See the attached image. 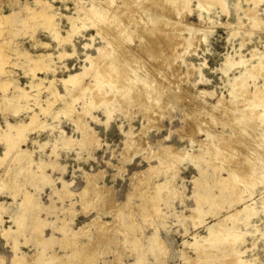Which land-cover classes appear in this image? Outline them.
Wrapping results in <instances>:
<instances>
[{"label": "rangeland", "instance_id": "rangeland-1", "mask_svg": "<svg viewBox=\"0 0 264 264\" xmlns=\"http://www.w3.org/2000/svg\"><path fill=\"white\" fill-rule=\"evenodd\" d=\"M43 1L50 2L53 12L57 14L60 37L54 35L53 28L46 23V20L43 21L41 17H38L41 13L35 14L29 10L41 9L40 4ZM92 1L0 0V20L7 17V20L0 21V51L8 54L7 63L3 66L0 64V158L4 157V161L0 164V188L4 187V190L11 187L17 188L8 173H4L5 170H45L49 167L46 169L47 173L54 179L64 177L65 181L71 183L70 190L78 195L76 199L80 201L79 194L87 186L84 173H105L100 184L106 183L107 186L112 187L118 202L125 203L128 200V194L135 193L136 187L143 181L150 182L151 174H147V170H164L168 175L166 179L170 178V184L161 191L162 200L157 203L158 211L154 212V215L145 216L149 199L156 193L159 184L155 186L152 193L145 190L147 203L142 205L145 211L144 216L151 220L152 226L154 225L146 227V235L151 236L154 230L155 232L147 241L133 237V240L127 239L121 244L115 237V228L107 223L112 221L110 217L92 221L96 214L91 213L88 216L80 214L73 227L72 222L69 221L73 220L72 218L68 220L64 218L61 224H54L55 230L63 234L61 240L64 243L63 246L66 245L64 248H72L69 255L66 253L61 256L53 252L51 247L46 251H40V249L44 250L42 241L45 244L51 239L52 245L55 240L59 241L44 235L45 228L49 225L46 222H43V230L41 229L44 237L36 233L37 238L41 236V240H37H40L42 247L34 253L24 248L31 254L24 252L21 254L20 245L16 241L24 231L22 230L14 239L13 234L17 229L9 227L10 223H5L6 226L0 227V263L10 264L13 258V264L15 258L5 236L8 241L15 242L12 245L15 256L18 253L19 258L24 254L20 256L21 261L18 259L19 264H35L33 257L39 255V251L44 255L42 258L54 256L57 259L54 264H136L140 258H143V264H150L151 257L153 262L156 261L159 264H209L208 261H196L198 255L196 247L200 242L204 244L210 232L209 228L213 224L225 220L224 224H227V228L231 229L237 238L236 246L242 252L240 256L244 259L243 264H264V181L252 191L245 192L243 198L233 206H231L232 196L235 198V195H238L241 186L234 192L235 194L233 191L225 190L222 198L214 201L216 206L211 202L202 204L200 208L203 212L199 216L193 213L197 207L194 208L195 203L189 199L193 195L194 187L195 199L197 194L206 195L211 189L213 193L216 192V195L221 196L220 187L216 185L218 177L229 176V171L234 167L236 168L234 171L242 169L245 162L249 161L254 166V170L264 168V104L258 105L257 110L251 112L246 101L251 96L249 99L255 98L257 88H264V65L261 66L262 73L253 75L249 70H253L259 63V58L264 55V0H261L260 5L254 0H224L226 7L215 2L213 8L203 11L199 8V0H190L189 9L177 15L167 10H164L165 14L160 8V12H163L164 17L171 22L170 24L184 28V38L181 36L180 43L174 49L162 51L160 57L162 60L158 59V61L144 56L142 48H144L145 39H141V36H146L148 39L162 37L163 32H153L150 23V18L157 16L158 13L155 11L159 9L152 5V0H132L134 5L130 9V15H126L120 21L129 24L130 34L133 35L131 41H127L124 47L128 50L130 57L136 60L132 67L138 79L133 81L130 79L126 82V88L129 91L121 92L120 88H118L119 92L113 90V97L109 101L113 110L109 120L104 106H87L92 95L89 84L94 82L93 73L90 72L83 77L80 87L69 84L70 90L62 81L72 74L82 73L86 66H90L87 57L96 56L98 48L105 45L107 41L101 38L104 36L98 35L100 33L99 29H96V19L92 20L93 23L87 21V26L80 28L83 25V17L88 12L84 9L90 11L93 6ZM123 1L116 0V6L125 4V0ZM249 9L257 11V15H253V18L249 16V11L246 12ZM29 13L30 15L33 13V17L28 16ZM254 20L259 21L254 22ZM72 21L76 25H73ZM102 25L103 23L100 28ZM106 25H103L106 29L104 30L102 26L101 31L108 29L114 34L113 26L111 25L112 28L109 27V29L110 25L107 27ZM137 25L138 30H136ZM166 31L172 30L168 28ZM24 53L28 55H22ZM61 53H65L66 56L61 58ZM43 54L51 55L52 69L33 72L31 69L35 66L32 57ZM228 60L233 62L230 67H226L225 64ZM239 77L243 79L244 86L237 89L233 85ZM42 80L43 83L36 90L34 86H30L32 82H42ZM6 83L7 87H5ZM147 83L150 84L148 85L151 86L150 89H144ZM21 88L31 93L30 96L8 102L7 97L12 98L21 93ZM53 89H56L57 95L53 93ZM114 89H117L116 86ZM249 90L251 95L247 93ZM105 92L111 93L112 89H107ZM235 92L239 94L235 95ZM69 105L73 106V112L65 113L63 110ZM46 107H49V111L44 112L43 109ZM35 113L38 117L33 123L30 118ZM80 113L83 114L81 119H79ZM241 113L250 117L248 123L240 119L239 115H243ZM19 122L29 125L25 129L26 137L15 149L8 152V143L2 139L3 131L9 123L15 125ZM87 126L88 131L84 129ZM91 137L93 141H88L90 144L87 142L66 144L67 139L79 142L82 138L90 140ZM31 138H36V141L33 143L30 141ZM128 140L131 141L130 144ZM229 144L236 155L229 148L232 154L228 151L230 154L227 153V156L230 158L234 155L232 156L234 160H229L222 154L216 157L207 153L210 149L215 150V147H219L218 149L223 152L227 151ZM52 147L53 155L49 156ZM24 149L30 152L28 156L22 155L21 150ZM143 152H148L146 157L148 161L155 159L158 163L153 161L150 168L140 155L135 159L134 166L128 165L133 158ZM201 152H205V158L208 160V162L206 159L202 162L203 172L192 159ZM170 153L173 155L184 153L185 156L180 160L173 157L167 158ZM236 156L238 158H235ZM160 158L164 161L161 162ZM42 159L52 162L47 163ZM185 163L195 165L200 175L192 165H187L182 168L181 178L178 170H181L180 165ZM214 164L223 168L216 170ZM169 166L172 167L169 168ZM61 170H65L64 175ZM118 170L126 171L118 174ZM138 173L140 174L136 176ZM114 174L117 176L113 180ZM99 178V175H90L89 181L94 179L93 182L97 186ZM178 180H180L178 188L186 196L185 204L182 201L183 198H179L183 196L182 192L177 188H170ZM47 181L54 183V180L48 177ZM9 182L12 185H8ZM149 184L152 186L151 183ZM57 186L62 187L59 180H57ZM95 186L88 184L84 197L93 193L92 195H100L105 203L114 202L115 196L111 188ZM28 188L35 192L34 188L30 186ZM1 189L0 193H3L4 190ZM51 192V187L46 186L40 194L41 203L36 204L39 205L40 212L45 211L42 217L53 221V215L46 214V212L53 213V207L49 206ZM60 192L62 193V190ZM18 193V191L14 192L16 196ZM27 195L33 203L32 196L26 192L25 197ZM64 195L63 192L60 196L64 197ZM166 196L175 198L172 205L170 199L165 198ZM21 198L22 196H19L17 199L16 206L21 202ZM131 198L132 196L127 204ZM0 201L10 204L13 198L0 195ZM133 201L140 203V198L134 197ZM75 208L78 211L82 210L81 202H78ZM121 208L124 216V205H121ZM130 208L127 220L123 219L119 223L118 231L134 232L141 229L134 216L135 206L131 205ZM7 210V207L0 202L1 224L4 222L3 212ZM238 211V215L233 218L231 215ZM250 211H254L252 215ZM14 218L12 214L11 219L15 223ZM139 221L142 222V220ZM98 227L105 229H103L104 235H102V229L100 233ZM186 227L189 228L187 234ZM31 228L33 229V226ZM64 229L68 231L67 237L63 233ZM9 230L13 232V236L2 233ZM72 232L76 234L73 235ZM51 233L52 230L47 228L45 234L50 237ZM96 233L99 234L96 235ZM69 234L72 235L68 237ZM87 235L88 241L83 243L82 237ZM21 239L24 240V236ZM155 239L160 240L162 246L155 247ZM95 242L97 244L94 245ZM101 244L110 251L111 247H116V250L112 251L114 254L112 259L103 254L99 255L98 250ZM15 245L18 246L14 248ZM84 246H88L85 250L87 252L84 251ZM78 247L82 248L77 249ZM75 248L79 252L77 254L83 251L85 253L69 259ZM15 249L19 252L14 251ZM127 249L130 250L129 255H127ZM210 252L220 258L227 253V250L224 243L219 242L210 249ZM127 257L132 258L131 263L126 262ZM110 259L111 262H109Z\"/></svg>", "mask_w": 264, "mask_h": 264}, {"label": "bare ground", "instance_id": "bare-ground-1", "mask_svg": "<svg viewBox=\"0 0 264 264\" xmlns=\"http://www.w3.org/2000/svg\"><path fill=\"white\" fill-rule=\"evenodd\" d=\"M115 1L116 0H99V1L93 0L92 1L93 6L91 7L90 11H89V9L85 10L83 8L85 12H87V10H88V12L85 14L86 16L83 17L84 18L83 19V25H81L82 27H80V28H83V26L86 27L87 21H92L93 19H96L97 23H95V25L97 28L96 27L95 28L99 29L98 32L100 33L98 35L104 36L101 38H104L105 40L107 39V41H106L107 44L105 42V45L98 48V52H97L98 54L96 56L89 55L87 57L89 60L88 62L90 63V66H88V67L86 66L82 73L72 74L67 79L62 80L64 85L66 86V88L68 90H70L69 89L70 87H68L69 84H72L73 86L80 87V83H81V80L83 79V77L86 76L87 74H89L90 72L93 73L94 82L89 84V86L91 88L92 95H91L90 101L88 102L89 104L87 106H92V107L104 106V109H105L106 113L108 114V120L110 119V116L112 115V110H113L112 107L109 105V101L111 100V98L113 97L112 95L114 94L113 90H117L118 92H119V90H121V92L122 91H129L128 88H126L127 87L126 82L129 81L130 79H131V81L138 79L136 77V74L134 73V69L132 67V64L135 63L136 60H135V58L130 57L128 50L124 47V44L127 41H131L133 35L130 34L129 24H125V23H122L120 21L126 15H130V13H131L130 9L134 5V3H132V0H125V4L122 3L124 6L123 5L116 6ZM254 1L256 4H259L261 2V0H254ZM46 2L43 1L42 4L39 3L40 5H42L41 9H33V10L29 9V10H30V12L32 11L35 14L41 13L40 15H38V17H41L43 19V21L46 20V23L53 28L54 35L56 37H60L59 28L57 27L58 26V22L56 19L57 14L55 11L53 12L52 4H49L50 2L48 3V1H46ZM122 2H124V1L122 0ZM215 2H216V4L218 3V4L226 7V3L224 2V0H199V3H200L199 8L201 11L206 10V9L208 10V9L214 7ZM151 3L155 8L158 7V9H159V10L155 11L158 13V15L150 18V23L152 24L151 30L153 32H161L162 31L163 35H162V37H160L158 39H148L146 36H141V39H145L143 41L144 48H142V50H143L144 56L152 58L155 61H158V59H160V57L162 56V53H161L162 51H167L168 49H174L176 47V45L178 46V44L180 43V38H181V36L183 37V33H184V28L182 26L176 27L175 25L170 24L171 22H169V20L166 17H164V15H163L164 10H167V12L169 11V12L175 13L177 15V14H180L181 12H183L184 10L189 9L191 1L190 0H152ZM50 5H51V7H50ZM256 7H257V5H256ZM160 8H162L163 12H160L161 11ZM254 9H256V8H254ZM81 11H82V9H81ZM247 11H249L248 15L252 16V18L255 15H257L256 14L257 11H254L253 9L246 10V12ZM244 12H245V10H244ZM33 13H31V15ZM164 13L166 14V12H164ZM31 15L29 13L28 16H31ZM31 17H33V15ZM201 17H203V15H201ZM256 17H258V16H256ZM5 19L7 20V17H3L0 21H4ZM71 20H73V19H71ZM43 21L41 20V22H43ZM256 21H259V20H256ZM256 21L254 20V22H256ZM254 22L252 24H254ZM260 22L258 24H260ZM92 23H93V21H92ZM102 23L104 26L107 24L106 27L108 25H110V26H108V28L111 27V25H112L114 34L110 33V31L108 29H107L108 31L106 30V31L102 32L101 28L103 25L100 28V25ZM258 24H257V26H258ZM73 25H76V23L73 22ZM167 26L172 31H166L168 29ZM172 26H174V27H172ZM138 27L139 26L137 25L136 30L139 29ZM255 27H256V24H255ZM105 29L106 28L104 27V30ZM102 30H103V28H102ZM117 36H119V37H117ZM182 42H183V40H182ZM22 55H28V54L24 53ZM65 56H66L65 53H61V58L65 57ZM7 59H8V54L4 51H0V64H2V66L7 63ZM160 60H162V58ZM32 61H34L33 63L35 66L31 69L33 72H36L37 70L48 71V70L52 69V59H51V55H49V54L48 55H45V54L38 55L37 57H34V58L32 57ZM225 64H226V67H230L233 64V62L228 60V61H226ZM263 65H264V55L259 58V63L255 66V68L253 70L252 69H249V70H251L253 75L262 73L261 66H263ZM53 71H55V70L53 69ZM32 74H34V73H32ZM132 76L134 78H132ZM151 76H153V75H151ZM242 80L243 79H241V77L237 78V80L234 82L233 87L240 89L242 86H244ZM42 83H43V80H42V82H32V85L30 84V86H34L35 90H36V88H39V86ZM148 85H150V84H148V83L145 84L144 89H150L151 86L149 87ZM7 86L8 85L6 83L5 87H7ZM115 86L117 89H114ZM118 88H120V89L118 90ZM107 89H112V92L106 93L105 90H107ZM53 93L57 95L56 89H53ZM236 93L239 94L238 92H235V95H237ZM247 93H250V90H249V92L247 91ZM30 94L31 93L27 92L26 89L24 90L23 88H21V93H18L16 96H13L12 98L7 97V101L13 102V101H15L21 97L27 98L30 96ZM244 94H246V92ZM248 95H251V93ZM251 97H249V98H251ZM249 98L246 99L247 106H248V108L251 109V112H254L255 110H257L258 105L264 104V88L263 89L257 88L255 98H252V99H249ZM243 102L245 103V100ZM49 103H51V102H49ZM48 108L49 107H46L44 109L42 108V109L44 112H47V111H49ZM63 111H65V113H69V112L71 113V112H73V106L69 105L68 108H66ZM241 114H243V113H241ZM239 116H240V119L244 120L247 123L250 121L249 116H245L244 114L239 115ZM37 117H38V114L35 113L30 119L34 123L35 120L37 119ZM81 118H83L82 113L79 114V119H81ZM263 118H264V114H263ZM28 126L29 125L27 123H22V122H19L18 124H15V125L9 123L7 125L6 130L3 131L2 139L8 143V149H9L8 152L15 149L18 146V144L21 143L20 141L24 140L23 138L26 137V130L25 129ZM84 129H86V131H88V126L84 127ZM129 137H131V136H129ZM88 141L89 142L93 141V138L91 137L90 140H86L85 138H82L79 142H76L73 139H69V140L67 139L66 144L74 145L77 143H84V142L88 143ZM130 142L131 141H129V144H130ZM88 144H90V143H88ZM227 147H228V149H227ZM227 147H226L227 151H224V152L221 149H218L219 147H215L216 148L215 150L210 149V151L207 153H209L210 155H216V157H218L220 154H222V156L225 157L228 155L227 153L230 152L229 148L231 149V145L229 144V145H227ZM21 151H22L21 153L23 156H28L30 153L28 150H25V149L21 150ZM234 151L235 150H232L233 154H234ZM8 152H6V153H8ZM204 153L205 152H201L198 156H195L192 158V159H194V161L198 165V168L201 171H202V167H203L202 162L206 159L205 158L206 155H204ZM234 155H236V154H234ZM234 155H232V156H234ZM7 156H8V154H7ZM184 156H185L184 153H182V154L178 153V154H174V155L172 153H170L167 158L173 157V159L175 158L177 160H180V159L184 158ZM232 156L230 157L232 159H230L228 156L226 158H229V160H234L233 159L234 157H232ZM3 158L4 157L0 158V164L4 161ZM163 158H160L161 162L164 161ZM235 158H238V157L236 156ZM207 162H208V160H207ZM206 164H209V163H206ZM171 167L172 166H169V168H171ZM214 168H217L216 170H218V169H222L223 167H219L218 165L215 166V164H214ZM244 168H245V170H243ZM152 169H154V168H152ZM234 169H236V168L234 167ZM234 169L229 171V173H228L229 176L221 177V178L218 177V179H217L216 185H218L220 187V192L222 193L221 196L216 195L215 194L216 192L213 193V189H211V191L207 192L206 195L200 194L201 195L200 196L197 194L196 201H197L198 206H197V210L193 212V213H195L196 216H199V214L200 215L202 214L201 212H203V211H201V208H200L202 204H208L210 202L214 204V201H218L217 198H222L223 194L225 193V190H230V191H233V193H234L235 191H238L237 189H239L241 186V188L239 189L240 192H238V195H235L236 196L235 198H234V196H232L233 202H232L231 206H233L243 198L245 192L252 191L255 187H257L259 184H261L264 181V168L262 170L261 169L256 170V168H255V170H254V166L251 165L249 163V161L244 163L242 169L235 170V171H234ZM205 170H204V172H205ZM93 181H94V179L90 180L89 184L95 186V183ZM7 184L12 185L11 182H9ZM169 184H170V178L166 179L163 183H161L157 186L156 193L153 196H151L149 199V204L147 205L145 216H149V215L151 216L154 212L158 211L157 203L160 200H162L161 199V193H162L161 191L163 188H165ZM68 186L69 185L64 182V187H63L62 193L60 191H58L57 193L60 192V195L61 194L63 195V192H64L65 195L71 196L73 193L69 190ZM95 187H98V186H95ZM94 190H93V192H94ZM96 190H97V188H96ZM14 192H16V191H14ZM97 194H98V192H97ZM217 194H219V193H217ZM65 195H64V197H65ZM25 202H27V205L32 203L30 200V196L28 197V195H27V197H25ZM220 204L221 203H219V205ZM214 205L216 206V204H214ZM35 206H36V209L38 210L39 205L36 204ZM87 206H88V204H87ZM253 212L254 211H250L249 213L252 215ZM238 213H239V211L232 214L231 216L236 217L238 215ZM33 219L34 218H32V220ZM14 220H15V223L18 225L17 231H15L13 234L14 239H16L15 238L16 235L19 234L22 230L24 231V229L26 228V226L28 224L22 222L21 218H19L18 216H15ZM35 220L36 221L33 220L35 224H31L33 226V230L35 233L42 234L41 229L43 228L44 223L39 222L37 218ZM98 220H100V219H97V221ZM101 222H98V223H101ZM224 223H226L225 220H223V221L220 220L217 223L213 224L209 228L210 232H209L208 236L205 238L204 244H200L201 243L200 242L198 244L199 246L196 247V249L198 251L196 261H198V262L199 261L200 262L201 261H205V262L208 261L209 264H214L216 262H220L219 264H243L244 263V259L241 258L242 256H240L242 254V252L240 250H238L237 246H236L237 245V238L235 237V234L233 232H231V229L227 228V226H226L227 224H224ZM101 224H103V223H101ZM105 224L106 223H104V225ZM99 227H100V224H99ZM101 229H102V227H101ZM101 229H100V233L103 231L104 228L102 229V231H101ZM68 230H70V229H68ZM71 231H73V230H71ZM9 232H11V230L3 231V233L5 235L11 236L13 232H11L10 234H9ZM96 232H98V231H96ZM63 233L66 236L68 231L66 229H64ZM102 233H103L102 235H104V231ZM72 234H73V232H72ZM74 234H76V233H74ZM97 234H99V233H96V235ZM71 235L69 234L68 237ZM99 236H101V234ZM42 237H44L43 234H42ZM66 237H64V238L66 239ZM40 238H41V236H40ZM40 238H38V239H40ZM52 239H54V238H52ZM42 240H44V238H42ZM69 241H70V239H69ZM66 242L68 243V241H66ZM219 242L224 243L225 248L227 250V253L223 257L218 255V256H220V258H217L212 252H210V249H212V247H214ZM16 243L19 245L18 241H16ZM52 243H53V241H51V239L47 240V242L45 244L42 241L44 250L40 249V251L43 252V251L48 250V248L51 247ZM95 244H97V243L95 242L94 245ZM17 246L15 245L14 248ZM154 246L155 247L156 246H162V242L158 239H155L154 240ZM82 247H78L77 249H81ZM77 249L75 248L73 253L69 256V259H71L73 256H76V255H83L85 252H87L85 250L88 249V246H84L85 252L84 251L80 252V254H77V253H79V252H77ZM16 250L18 251V249H15L14 251H16ZM40 251H39V255H36V256L34 255V257H33L35 264H37L36 262H38L39 264H41V263L42 264H54V262L57 260L54 256L47 257L48 259L42 258L44 255L40 254V253H42ZM20 253H21V251H20ZM23 255H20V256H23ZM67 255H69V254H67ZM20 256L18 258V253H16V256L14 255V257H15L14 263L16 262V264L17 263L19 264ZM22 258L24 259L26 257H22ZM17 260H18V262H17ZM22 262H23V260H22ZM143 263H144L143 258H140L139 260H137L136 264H143Z\"/></svg>", "mask_w": 264, "mask_h": 264}, {"label": "crops", "instance_id": "crops-1", "mask_svg": "<svg viewBox=\"0 0 264 264\" xmlns=\"http://www.w3.org/2000/svg\"><path fill=\"white\" fill-rule=\"evenodd\" d=\"M36 134L40 135L39 133H36ZM30 141H32L34 143L36 141V138H34V139L31 138ZM48 155L49 156L53 155V147H52L51 153ZM140 155L143 156V158H142L143 161L148 163L150 165V167H151V164H153V161L158 163V161L155 159H153L151 161H148V159H146V157H148V152H143L142 154L137 155L135 158H133V160H135ZM42 160L45 161L44 159H42ZM133 160L130 163H128V165L134 166L136 163V160L134 162H133ZM45 162H47V161H45ZM51 162L52 161L50 160L47 163H51ZM187 165H192L195 168V170L198 171V173H199V170H197L195 165H193L191 163H189V164L185 163L184 165H180L181 170H178V172H179L178 174L180 176H181L182 171H183L182 168H184V166H187ZM47 168H49V167H47ZM46 169L45 170H5V172H4V173H8V175L14 180V182L17 185V188L15 189V188L11 187V188H6L5 190H4V187L2 189L0 188L1 190H4V192L0 193V195H6V196L13 198V202L10 204L0 201L8 209L7 212L6 211L3 212L4 222L2 224L0 222V227L2 228V226H6L5 223H10L9 227L12 226L14 229L18 228V225H16L11 219L12 214H14V216H18L19 218H21L22 222L28 224V227L24 230V233L21 236H18V242L20 245L19 247H20L21 252L31 254V252L34 253L35 251H37L39 248L42 247L41 243L37 240L38 236L36 235L34 230L31 228L32 227L31 224H35L34 221H36L35 220L36 218L38 219L39 222H46L49 224L48 227L45 228V231L47 228H50L52 230L51 236L48 237L45 234V231H44V235L49 239L55 238V239L59 240V241L55 240L54 245L51 246V250H53V252H55L61 256H64L66 253L67 254L71 253L72 248H67V249L64 248L66 245L63 246L64 243L61 242L62 241L61 239H63V234L61 232L55 230L54 224L55 225L61 224V222L64 218L67 220L69 218L70 219L72 218L73 220H69V221L72 222L71 226L73 227L77 217L80 214L84 215V216H88L91 213L96 214V216L92 219V221L94 219H97V218L100 220H104L105 217H110L112 219V221L111 222L106 221V222L111 224L113 226V228H115V231H114L115 235H116L115 237L119 240V243H121V244L123 243L122 241H126L127 239L133 240V237L134 238L135 237L143 238V240H145V241H147L148 239L153 237L155 230L151 236L146 235V227H150V226H152V224H151V220H149L148 218H146L144 216L145 211L143 210L142 205L144 206V204L147 203V199L145 198L144 192H145V190H147V191L149 190L152 193L155 190V188H156L155 186L157 184H161L166 180V177L168 175L166 174V172L164 170H147L146 171L147 174H151V176L149 175L150 176V182H146L147 180L143 181V183H141L138 187H136L135 193L131 192L128 194V200L125 203L118 202V199H117L116 194L114 193V190L112 187L107 186L106 183L103 185L100 184V180L104 179L105 173L90 174V173L85 172L84 174H85L86 179H87V186L89 184V176L90 175H93V176L99 175L100 178H99V181L97 183V186H100V187L102 186V187H107V188L112 189L113 195L115 196L114 202L108 201L105 203L104 200L101 199L100 195H92L93 193H89L86 197H84V191H85L87 186L85 187L83 192H81L79 194L80 195V201L77 200L76 197L78 195L70 190L71 183L65 181L64 177H60L58 179L52 178V176L47 173ZM51 169H53V168H51ZM53 171H55V170H53ZM125 171L126 170H118V174H121ZM61 172L64 175L65 170H61ZM139 174L140 173L136 174V176H138ZM199 175H200V173H199ZM116 176L117 175H115V174L112 176L113 180L116 178ZM47 177L54 180V183L47 181ZM181 178H182V176H181ZM195 178L196 177H194V179ZM194 179H193V182H194ZM57 180H59V182L62 183L61 188L57 186ZM181 180H183V179H181ZM179 181L180 180H178L177 183L174 182V184H172V186L170 188L171 189L177 188L178 190H180V188H178L179 187L178 186ZM64 182L69 185L68 188L73 193L72 196H70V197H61L57 193L58 191L63 190ZM149 183H151L152 186H150ZM183 185H184V182H183ZM28 186L34 188L35 192H33V190H30L28 188ZM46 186H49L52 189V192L50 194L51 204L49 206L53 207V213H47L46 212V214H47V216L53 215V221L48 220V218H43L42 213L45 211L40 212V210H37L36 206H35L36 203H41L40 194ZM194 186H195V184H194ZM15 190L19 192L17 196L14 194ZM194 191H195V187H194ZM194 191H193V195L189 199H191V201L195 203L194 208H196L197 203H196V199L194 196ZM26 192L29 193L33 198V203H30L28 205H27V202H25V193ZM180 192H182L183 196L182 197L179 196V198H183L182 201H184V204H185L186 203V196L184 195L183 191L180 190ZM19 196H22L21 202L16 206L15 204H16ZM130 196H132L131 201L129 202V204H127L129 199H130ZM134 197H139L140 203H135L133 201ZM167 197L168 196H166L165 198H167ZM169 199H170V204L172 205L174 203L175 198H169ZM78 202H81V205H82V210H80V211H78V209L75 208L76 205L78 204ZM59 203H60V205H59ZM87 204H88V206H87ZM121 205H124V208H125L124 209V216L121 213V209H122ZM131 205L135 206L134 216H135V218H137L138 225L141 229L138 231H134V232H132V231L129 232L127 230H122V231L119 230L118 231L119 223H121L123 221V219L127 220L126 217L128 216V212L131 209L130 208ZM32 218H34L33 219L34 221L32 220ZM139 220H142V222ZM145 225H147V226H145ZM157 227H158V224H157ZM194 227H195V225H194ZM158 228H160V227H158ZM195 228H197V227H195ZM160 231H161V228H160ZM187 231L189 232V228L186 227V229H185L186 234L188 233ZM2 233H3V231H2ZM88 235H90V233ZM88 235L82 237L83 243H86L88 241ZM22 236H24V240L21 239ZM4 238L7 240V244L9 245L10 251L13 253V256H14V252L12 250V245L14 244V241H11V240L8 241V239L5 236H4ZM24 248L30 249L31 252L30 251L27 252V250H24ZM114 250H116L115 246L111 247V251H110V249L108 250L106 247L103 246V244H101L99 246L98 251L100 252L99 255L103 254V256H105L107 258L110 257L112 259V257L114 256L112 251H114ZM126 252H127V255L130 254L129 249H127ZM111 259L109 260V262L112 261ZM12 260H13V258H12ZM12 260H11L10 264H12ZM126 262L131 263L132 258L127 257ZM0 264H4V263L2 262ZM150 264H159V263L156 261L153 262L152 257H151V263Z\"/></svg>", "mask_w": 264, "mask_h": 264}]
</instances>
